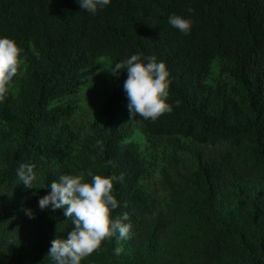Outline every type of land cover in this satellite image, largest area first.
<instances>
[{
    "label": "trees",
    "instance_id": "1",
    "mask_svg": "<svg viewBox=\"0 0 264 264\" xmlns=\"http://www.w3.org/2000/svg\"><path fill=\"white\" fill-rule=\"evenodd\" d=\"M171 15L190 19V34L173 28ZM2 37L23 49L24 65L13 80L16 94L0 102V264H54L51 241L72 230L64 209L38 204L66 174L62 161L72 158L78 137L65 123L75 107L55 103L103 57L111 64L110 93L102 125L79 137L83 163L76 170L123 176L113 217L128 213L132 230L120 255L117 234L82 264H264V194L253 201L242 192L264 185V0H111L96 14L79 0H0ZM134 54L144 63L156 57L170 73L173 111L155 122L132 119L127 72L112 73ZM216 59L220 77L211 84L206 77ZM138 128L195 160L183 181L165 179L166 209H156L141 186L147 162L128 142ZM182 139L225 150L205 155ZM21 164L34 166L32 188L17 175Z\"/></svg>",
    "mask_w": 264,
    "mask_h": 264
},
{
    "label": "clouds",
    "instance_id": "2",
    "mask_svg": "<svg viewBox=\"0 0 264 264\" xmlns=\"http://www.w3.org/2000/svg\"><path fill=\"white\" fill-rule=\"evenodd\" d=\"M81 7L92 14L111 3V0H79ZM189 12L193 9L189 8ZM168 23L185 35L190 34L192 21L179 15H171ZM162 35V33H161ZM23 49L17 42L8 37L0 38V102H3L12 89L14 78L21 74L24 65ZM127 72L123 88L127 95L132 119L137 116L155 122L165 114L173 111L168 102L171 80L170 73L164 62H157L156 57L141 61L139 55H132L126 61L117 63L113 74ZM176 101V105H179ZM17 175L22 183L33 187L37 178L34 166L21 164ZM90 177V181L85 177ZM123 176H103L94 174L91 169L79 174H63L51 184L49 195L42 197L38 204L41 209L49 206L53 210L64 209V215L71 219L72 230L67 239L57 238L51 241L47 258L54 264H82V261L99 250L102 243L117 234L119 239L131 238V223L128 213L122 217H113V212L119 207L114 194L115 183L122 181ZM27 215L33 217L31 210ZM116 255L123 252L122 247H116Z\"/></svg>",
    "mask_w": 264,
    "mask_h": 264
},
{
    "label": "rangeland",
    "instance_id": "3",
    "mask_svg": "<svg viewBox=\"0 0 264 264\" xmlns=\"http://www.w3.org/2000/svg\"><path fill=\"white\" fill-rule=\"evenodd\" d=\"M220 66L221 63L217 59L211 62L210 71L206 77L208 83L214 84L218 81ZM110 70L111 64L108 58H99L92 68L79 74V85L76 90L55 103V105L70 104L75 107L71 119L65 121L78 135L69 150L72 158L69 161H62V167L66 174L81 173V171L76 170V167L81 166L83 163L80 157L81 135L85 134L91 125H102V108L110 93L105 76ZM22 73L23 68L21 70ZM17 87L18 81H14L11 89L13 95L16 94ZM128 142H134L138 145L142 157L147 162L148 173L141 181L142 188L152 196L156 209H166L167 206H170L171 198L170 189L167 187L165 179L168 178L173 182L183 181L181 176L195 169V160L189 153L176 152L168 147L164 139L153 138L148 140L139 128ZM182 142L191 149L203 151L205 155L217 156L225 150L224 146L211 147L196 144L187 139H182ZM85 178L90 181V177L86 176ZM249 186L243 187V195L253 201H259L264 194L262 192L264 185L261 184V187ZM119 241H122L121 247L124 248L125 244L123 242L125 240L119 239Z\"/></svg>",
    "mask_w": 264,
    "mask_h": 264
}]
</instances>
